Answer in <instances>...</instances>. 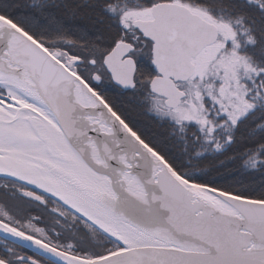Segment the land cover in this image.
Here are the masks:
<instances>
[{
    "label": "snow or ice",
    "instance_id": "obj_1",
    "mask_svg": "<svg viewBox=\"0 0 264 264\" xmlns=\"http://www.w3.org/2000/svg\"><path fill=\"white\" fill-rule=\"evenodd\" d=\"M0 264H264V0H0Z\"/></svg>",
    "mask_w": 264,
    "mask_h": 264
}]
</instances>
